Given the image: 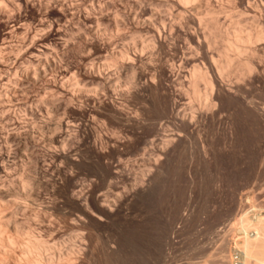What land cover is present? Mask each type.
Wrapping results in <instances>:
<instances>
[{"label":"rangeland","instance_id":"obj_1","mask_svg":"<svg viewBox=\"0 0 264 264\" xmlns=\"http://www.w3.org/2000/svg\"><path fill=\"white\" fill-rule=\"evenodd\" d=\"M91 1L0 0V264H237L264 0Z\"/></svg>","mask_w":264,"mask_h":264},{"label":"bare ground","instance_id":"obj_2","mask_svg":"<svg viewBox=\"0 0 264 264\" xmlns=\"http://www.w3.org/2000/svg\"><path fill=\"white\" fill-rule=\"evenodd\" d=\"M8 1V0H7ZM10 1V0H9ZM51 1V0H50ZM93 1V0H92ZM91 1V2H92ZM135 1V0H134ZM194 0H179V2H181V5H186L187 3L193 2ZM197 1V0H195ZM243 1V0H242ZM245 1V0H244ZM261 1V0H260ZM94 2V1H93ZM99 2V1H98ZM198 2V1H197ZM255 2V0H254ZM92 4V3H91ZM137 4V3H136ZM143 4V3H142ZM197 6V3H195ZM248 4V2H247ZM253 4V3H252ZM82 5V4H81ZM153 5V4H152ZM151 5V6H152ZM251 5V3H250ZM8 6V5H7ZM93 7V6H92ZM95 7V6H94ZM7 8V7H6ZM96 8V7H95ZM161 9V8H160ZM159 9V10H160ZM145 10V9H144ZM126 13V12H125ZM137 13V12H136ZM179 13V12H178ZM134 14V13H133ZM164 14V13H163ZM212 14V13H211ZM104 15V14H103ZM138 15V14H137ZM213 15V14H212ZM89 16V15H87ZM125 16V15H123ZM127 16V15H126ZM135 16V15H134ZM214 16V15H213ZM73 17V16H72ZM104 17V16H103ZM119 17V16H118ZM150 17V16H148ZM158 17V16H157ZM163 17V16H162ZM85 18V17H84ZM124 18V17H123ZM122 18V19H123ZM129 19V17H127ZM147 18V17H146ZM135 19V18H134ZM149 19V18H148ZM155 19V18H154ZM120 20V19H119ZM133 20V18H132ZM117 21V19H116ZM130 21V20H129ZM136 21V19H135ZM145 21V20H142ZM150 21V20H148ZM157 21V20H156ZM124 22V21H123ZM164 22V19L163 21ZM99 23V22H98ZM117 23V22H116ZM120 23V22H119ZM135 23V22H134ZM144 24V22H142ZM147 23V22H146ZM118 24V23H117ZM117 24L115 26H117ZM168 24V23H166ZM124 25V24H123ZM122 25V26H123ZM131 25V24H130ZM92 26V25H91ZM119 26V25H118ZM128 26V25H127ZM167 26V25H166ZM200 26V25H199ZM93 27V26H92ZM124 27V26H123ZM140 27V26H139ZM146 27V26H145ZM150 27V26H149ZM164 27V26H163ZM159 28V27H158ZM155 28V29H158ZM60 29V28H59ZM160 29V28H159ZM97 30V29H96ZM163 30V29H162ZM172 30V29H171ZM159 31V30H157ZM147 32V31H146ZM205 32V31H204ZM242 32V31H241ZM27 33V32H26ZM55 33V32H54ZM72 33V32H71ZM94 33H96L94 31ZM43 34V33H42ZM162 34V33H161ZM160 34V35H161ZM204 34V33H203ZM66 35V34H65ZM159 35V34H158ZM155 36V34H154ZM161 37V36H160ZM239 37V36H238ZM61 38V37H60ZM156 38V37H155ZM240 38V37H239ZM236 38V41H238V43H242V41L245 43L247 42L248 44L251 43V38L248 36L244 39H239ZM167 39V38H166ZM58 40V39H57ZM150 42V41H149ZM37 44V43H36ZM134 45V44H133ZM187 45V44H186ZM30 46V45H29ZM58 46V45H57ZM229 46V45H228ZM231 46V45H230ZM229 46V47H230ZM27 47V46H26ZM49 47V46H48ZM52 47V46H51ZM136 47V46H135ZM31 48V47H30ZM29 48V49H30ZM57 48V47H56ZM28 49V50H29ZM103 49V47H102ZM239 51V50H237ZM244 51V50H243ZM41 52V51H40ZM32 53V52H31ZM46 53V52H45ZM44 53V54H45ZM13 54V53H12ZM32 56V54H31ZM43 56V55H42ZM123 56V55H122ZM22 57V56H21ZM40 59V56L38 57ZM106 59V58H105ZM190 59V58H189ZM20 60V59H19ZM213 60V59H212ZM3 61V60H2ZM7 61V60H6ZM36 61V60H35ZM46 61V60H45ZM45 61L43 63H45ZM54 61V60H53ZM188 61V60H187ZM48 63L51 62L50 60L47 61ZM56 62V60L54 61ZM57 63V62H56ZM107 63V62H106ZM182 63V62H181ZM42 64V62H41ZM45 65V64H44ZM49 65V64H48ZM230 65V60L227 58L226 60V67H228ZM43 66V65H42ZM52 66V64H51ZM50 67V65H49ZM247 67V66H246ZM43 68V67H42ZM57 69V68H56ZM224 69V67H221V71ZM38 70V69H37ZM44 70V68H43ZM42 70V71H43ZM47 70V69H46ZM53 70V69H52ZM66 70V69H65ZM195 70V69H194ZM61 71V70H60ZM64 71V70H63ZM67 71V70H66ZM69 71V70H68ZM81 71V70H80ZM87 71V70H86ZM195 71H199V70H195ZM44 72H49L48 70ZM194 72V71H193ZM219 72V71H217ZM37 73V72H36ZM41 73V72H38ZM45 73V74H46ZM50 73V72H49ZM196 73V72H194ZM200 73V72H198ZM197 74V73H196ZM201 74V73H200ZM218 74V73H217ZM193 75V74H192ZM195 75V74H194ZM202 77L201 79H203V81H205L207 83V85H212L210 80H207L205 74H201ZM200 75V76H201ZM220 75V74H219ZM39 76V75H38ZM36 76V77H38ZM45 76V75H44ZM197 76V75H196ZM200 76H197L198 78ZM27 77V76H26ZM33 77V76H32ZM46 77V76H45ZM70 77V76H69ZM35 78V76H34ZM28 79V78H27ZM33 79V78H32ZM36 79V78H35ZM67 79V78H66ZM194 80V79H193ZM24 81V80H22ZM29 81V80H28ZM37 81V80H36ZM93 82V81H92ZM10 83V82H9ZM73 83V82H72ZM86 83V82H84ZM83 83V84H84ZM213 83V82H212ZM3 85V84H2ZM14 85V83H13ZM17 85V84H16ZM57 85V84H56ZM196 85V84H195ZM194 87V85H193ZM196 87V86H195ZM27 88V87H25ZM213 88V87H211ZM8 91V89H7ZM6 91V92H7ZM12 91V90H11ZM10 91V92H11ZM5 92V93H6ZM1 97V96H0ZM11 98V97H9ZM3 106V105H2ZM12 107V106H11ZM27 107V106H26ZM7 111V110H6ZM2 113V112H1ZM62 123V122H61ZM68 123V121H67ZM66 123V124H67ZM62 125V124H61ZM4 129V128H3ZM16 131V130H15ZM19 133V132H17ZM16 137V136H15ZM27 137V136H26ZM30 137V136H29ZM34 137V136H33ZM28 139V138H27ZM36 139V138H34ZM21 140V139H20ZM37 140V139H36ZM35 141V140H33ZM25 143V142H24ZM27 143V142H26ZM36 144V143H35ZM26 145V144H25ZM28 145V144H27ZM35 147V146H34ZM27 148V147H26ZM38 163V162H37ZM45 163V162H44ZM1 167V166H0ZM57 168V167H56ZM59 169V168H58ZM54 176V175H53ZM1 177V176H0ZM5 180V179H4ZM4 187V186H3ZM2 187V188H3ZM5 189V188H4ZM24 189V188H23ZM2 191V190H1ZM0 191V194H1ZM6 192V191H5ZM9 192V191H7ZM8 194V193H7ZM1 196V195H0ZM4 196V195H3ZM9 197V196H8ZM263 202V201H262ZM259 204V203H258ZM257 204V205H258ZM264 208V207H263ZM231 231H233V245L237 248V255H238V262L237 264H264V210H262V208L259 207V209L257 208V206H252L250 208L249 211L245 212L244 214L241 215V218L238 220H234L233 223L231 224L230 227ZM226 238V237H225ZM42 248V247H41ZM41 253V252H40ZM212 255L208 256V258L203 262V264H211V260H212ZM40 258V257H39ZM37 259V258H36ZM42 260V259H41ZM35 261V260H34ZM43 261V260H42ZM48 261V260H47ZM44 262V261H43ZM33 263V262H32ZM48 263V262H47ZM52 263V262H51ZM34 264H40V261L38 262L36 260V262ZM42 264V263H41ZM46 264V263H45Z\"/></svg>","mask_w":264,"mask_h":264}]
</instances>
